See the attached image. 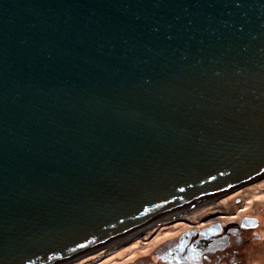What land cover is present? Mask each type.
<instances>
[{"label": "water", "instance_id": "95a60500", "mask_svg": "<svg viewBox=\"0 0 264 264\" xmlns=\"http://www.w3.org/2000/svg\"><path fill=\"white\" fill-rule=\"evenodd\" d=\"M262 178L264 0H0V264Z\"/></svg>", "mask_w": 264, "mask_h": 264}, {"label": "flooded vegetation", "instance_id": "af4514ba", "mask_svg": "<svg viewBox=\"0 0 264 264\" xmlns=\"http://www.w3.org/2000/svg\"><path fill=\"white\" fill-rule=\"evenodd\" d=\"M253 187L257 191L251 192ZM205 208L209 216H199L197 212ZM183 212L173 217L185 229L178 230L167 244L151 248L144 264H264V181L246 184ZM114 246L91 252L86 261L105 259Z\"/></svg>", "mask_w": 264, "mask_h": 264}, {"label": "rangeland", "instance_id": "374dc122", "mask_svg": "<svg viewBox=\"0 0 264 264\" xmlns=\"http://www.w3.org/2000/svg\"><path fill=\"white\" fill-rule=\"evenodd\" d=\"M259 181L260 182L264 181V178H262ZM250 191L251 192L257 191L256 187H253ZM197 214L199 216L201 215L209 216V210L206 208L201 209L197 212ZM194 217L197 218L196 215H194ZM177 220L178 218L170 216L165 220H161L160 222H158V224L156 223L154 227H149L146 228L145 230H140L138 234L132 238H123L119 241L114 242L115 250H113V253H111L109 256L105 257V259L101 260L96 264H139V263L144 264L151 254L150 252L151 248H153L156 245L167 244V241L172 239L176 235L178 230L185 229L183 226L177 224L178 223ZM164 224H168V225L164 226ZM152 232L155 233L152 235L150 234ZM116 244L117 245L119 244V246H117ZM88 256H90V254H88ZM86 257L87 255L84 256L82 259H80L79 262H81V264L90 262V261H86L88 259ZM66 264H77V263L74 262V263H66Z\"/></svg>", "mask_w": 264, "mask_h": 264}, {"label": "bare ground", "instance_id": "6f19581e", "mask_svg": "<svg viewBox=\"0 0 264 264\" xmlns=\"http://www.w3.org/2000/svg\"><path fill=\"white\" fill-rule=\"evenodd\" d=\"M223 196H225V195H223ZM223 196H219V197H223ZM183 210H185V209H179V210L175 211V213L172 214V215H170V216H174V215L178 216V215H181V214L184 213ZM170 216H168L167 218H169ZM167 218H165V219H167ZM165 219H163V220H165ZM158 222H160V221L150 223L149 225H147V226H145V227H146V228H148V227H154V226L156 225V223H158ZM133 235H135V234H133ZM100 249H103V248H100ZM90 256H91V254H90ZM90 256L87 255L86 258H89ZM82 258H83V257H82ZM82 258H80V259H82ZM86 258H84V259H86ZM75 259H76V258H75ZM80 259H77V260H74V261L71 260L70 263L78 262Z\"/></svg>", "mask_w": 264, "mask_h": 264}]
</instances>
